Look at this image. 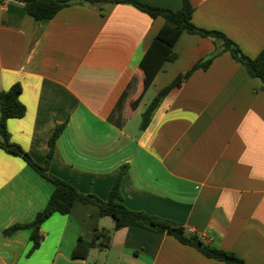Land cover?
<instances>
[{"label":"crops","instance_id":"obj_1","mask_svg":"<svg viewBox=\"0 0 264 264\" xmlns=\"http://www.w3.org/2000/svg\"><path fill=\"white\" fill-rule=\"evenodd\" d=\"M140 1L174 11L182 3ZM190 3L198 28L223 33L251 58L264 49V0ZM163 23L129 5L81 2L36 20L21 3L4 0L0 92L19 83L26 109L7 121L10 141L43 165L51 134L64 126L50 174L106 200L125 166L120 193L127 209L193 230L203 244L246 264H264V91L224 52L172 88L141 130L146 94L155 96L215 50L212 40L183 33L176 59L144 91L139 63ZM52 191L21 157L0 148V264H229L166 234L137 226L115 231L112 218L82 203L51 215L28 256L29 230L7 238L2 232L32 222ZM96 229L110 233L109 245L73 259L77 240H90Z\"/></svg>","mask_w":264,"mask_h":264},{"label":"trees","instance_id":"obj_2","mask_svg":"<svg viewBox=\"0 0 264 264\" xmlns=\"http://www.w3.org/2000/svg\"><path fill=\"white\" fill-rule=\"evenodd\" d=\"M23 5L27 14L36 20L53 18L60 10L73 5L76 2L86 3L91 6L102 8L109 4L129 5L138 11L148 15L150 18H162L164 23L159 32L153 38L149 48L139 63V71L143 76L144 91L152 83L155 76L166 62L176 59L173 48L183 33L198 35L208 38L215 44V50L206 59L198 62L191 70L179 75L171 84L157 93L141 115L140 129L148 126L154 111L157 109L168 92L178 87L186 80L193 71L197 69L206 70L213 59L224 52L239 64H241L250 78L256 79L264 91V49L254 58L245 55L241 49L223 33L213 30H204L195 26L192 22L193 7L190 0H182L179 10H170L155 7L141 2L140 0H14ZM4 0H0L2 4ZM21 86L19 83L12 85L8 90L0 92V148L7 153L19 156L40 177L53 186L52 194L43 210L38 212L34 220L27 224H14L3 230L4 237H11L19 231L29 230L32 247L28 253L30 256L37 250L42 241L40 233L41 225L54 213L68 214L75 203L93 205L97 207L101 217H110L114 221V230L129 226H137L146 230L166 234L173 237L179 243L196 249L206 258L229 264H246L242 259L232 252L224 251L203 244L198 237L190 234L186 229L175 222L163 220L143 212L127 209L122 203L120 184L126 173V167L119 169L114 184L111 187L106 200H102L92 194L80 193L71 184L53 176L49 172L50 164L55 152L56 142L61 135L64 126H56L48 140L46 161L43 165L37 164L31 156L21 147L10 141L7 131V121L12 118H22L25 115V106L20 102ZM142 93L132 102L136 107L140 102ZM110 233L105 230L96 229L90 240L79 238L72 250L73 259H86L90 249H103L109 245Z\"/></svg>","mask_w":264,"mask_h":264},{"label":"rangeland","instance_id":"obj_3","mask_svg":"<svg viewBox=\"0 0 264 264\" xmlns=\"http://www.w3.org/2000/svg\"><path fill=\"white\" fill-rule=\"evenodd\" d=\"M153 96H154L153 93H151V92L147 93L146 96H145V98H144V100H143V104L145 103V105H148V103H150V101H151V99L153 98ZM143 104H142V106H143ZM143 107H144V106H143ZM145 107H146V106H145ZM140 122H141V117H139V118L137 119V124H139Z\"/></svg>","mask_w":264,"mask_h":264},{"label":"built area","instance_id":"obj_4","mask_svg":"<svg viewBox=\"0 0 264 264\" xmlns=\"http://www.w3.org/2000/svg\"><path fill=\"white\" fill-rule=\"evenodd\" d=\"M189 233H190V234H194V231H193V230H189Z\"/></svg>","mask_w":264,"mask_h":264}]
</instances>
